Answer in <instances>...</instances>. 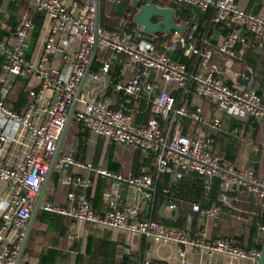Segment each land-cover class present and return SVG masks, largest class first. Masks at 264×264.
<instances>
[{
  "label": "built area",
  "instance_id": "1",
  "mask_svg": "<svg viewBox=\"0 0 264 264\" xmlns=\"http://www.w3.org/2000/svg\"><path fill=\"white\" fill-rule=\"evenodd\" d=\"M27 1L35 12L46 16L48 34L36 62H31L25 56L26 40L33 28L29 18L21 17L18 20L10 46L0 41V182L7 184L0 200V264H17L36 198L46 181L72 109L74 119L92 134L154 153L156 174L167 173L180 180L184 174L196 172L205 178L217 179L224 190L235 188L255 194L264 207V176L256 174L249 167L237 168L211 154L207 149L211 142L209 138L200 136L191 139L184 135L178 118L204 122L202 109L197 106L191 110L185 105L176 104L168 89L160 87L161 82L184 90L187 83L192 81L196 96L211 100L230 116L251 117L257 122H264V102L256 90L247 89L236 80L229 85L217 74L216 66L210 64L211 51L193 44L195 27L169 43H162L158 51L141 28L111 31L101 27L97 20L98 0H83L74 3L71 8L59 0ZM167 1L189 4L201 11L212 8L213 22L222 23L229 30L217 47V52L225 58H241L247 45L242 34L244 30L264 36V14L245 12L239 8L237 0ZM72 44H77V49L68 66L54 67L49 64L53 52H66ZM237 45H241L238 50ZM97 48L122 54L132 64L139 66L116 89L146 102L154 117L145 124L135 125L129 115L120 109H113L107 98H90L82 91L83 81L86 73H89L91 59ZM176 48L181 49L183 56L199 59L204 70L191 73L185 64L172 60L169 53ZM108 67V64H104L101 72L106 73ZM152 73L158 75V80L142 85L141 80ZM17 76H34L40 82L37 90L30 91L32 100L21 113L13 111L5 102L11 80ZM92 78L97 77L93 74ZM155 89L158 92L152 96ZM157 117L170 119L167 134H163ZM213 126L219 127L220 120L214 119ZM20 144L23 148H20L19 163L10 165L6 161L5 151H15ZM55 166L63 172L61 183L71 187L85 188L90 184L88 176L80 174L82 170L139 191L152 186L151 175L125 176L76 159L62 150ZM69 169L75 171L69 173ZM110 194L109 210L102 215L93 210L86 196L76 197L73 192L67 194L69 203L65 206L43 203L41 209L129 235L143 236L148 240L179 243L252 263L259 257L257 250L245 252L236 247L229 236L214 242L192 240L160 222L139 219V207L123 209L118 201V190L113 188ZM193 210L197 211L198 206H193ZM217 212V208H211L207 214L215 216ZM11 229H14V240L6 243L7 233ZM127 264L151 262L144 259Z\"/></svg>",
  "mask_w": 264,
  "mask_h": 264
},
{
  "label": "crops",
  "instance_id": "2",
  "mask_svg": "<svg viewBox=\"0 0 264 264\" xmlns=\"http://www.w3.org/2000/svg\"><path fill=\"white\" fill-rule=\"evenodd\" d=\"M59 1L67 8H71L74 3H81L83 0ZM103 1L113 5L126 3L128 6H132L135 12L144 3V0H141L136 7L134 3L139 0H98V23L101 2ZM149 2L159 8L173 9L175 24L184 26L182 33L172 32L170 34L169 42L176 39L178 35L188 33L193 27L196 29V23L189 24L194 17L181 18V8L174 9L167 6L169 1L149 0ZM237 3L239 8L245 12L257 15L264 14V0H237ZM38 14L41 13L35 12L27 0H0V41L10 46L18 20L21 17H27L31 20L33 28L29 32L25 44V56L31 62L38 60L48 34L46 16L43 13V16ZM106 17L111 19L108 13ZM159 20L161 18L153 19L154 22ZM134 25L129 27L131 24L128 20L122 24L124 30L137 27L135 23ZM214 37L211 35L209 40ZM217 39L221 43L223 37L217 34ZM209 40L204 39L202 45H197L193 35V44L200 49L208 48ZM240 46L237 45L236 49L238 50ZM259 46L260 51L257 54L248 51L246 57L244 55L246 48L244 47L240 59L231 60L224 56L214 57L211 55L210 64L216 66L217 74L225 79L229 85H232L233 80H236L241 86L248 87V85L253 84L251 89L260 88V97L264 101V41ZM76 49L77 44H72L66 52L61 54L53 52L49 64L54 67L68 66L72 62L71 56ZM106 52L108 54H104ZM93 56L89 73L83 81L82 91L90 98H107L113 109H120L129 115L135 125L145 124L152 114L146 102L116 89L117 85L124 84L131 71L138 70L139 66L132 64L122 54H113L101 48H97ZM1 61L2 56L0 55ZM94 62L98 68L93 71L91 67ZM104 64L109 66L106 73L100 70ZM189 68L187 69L189 72L204 70L199 59H197L196 64L192 63ZM245 71L250 73V77L248 83L243 85L241 81L246 78ZM93 74L96 75V79L92 78ZM20 80H27L29 86L31 84L28 78H17V86L20 84ZM114 80L117 83L111 84ZM157 80L158 75L152 73L145 76L141 80V84L145 85ZM164 86L170 94L177 89L160 82V87ZM15 90V88L12 90L8 96V102H6L13 111H15L14 107L18 108V103L15 102ZM157 92L158 90L155 89L151 95L154 96ZM188 93L190 96L179 100L180 103L177 104L185 105L191 110L200 106L204 122L178 118L177 121L182 123V133L191 139L200 136L209 138L211 142L207 149L211 154L237 168L249 167L256 174L264 176V122H257L251 117H232L217 108L211 100L196 96L194 88ZM23 107L24 104L20 106L21 109ZM26 107L23 109L25 110ZM214 119L220 120L219 127L213 126ZM75 123L73 118L65 134L61 146L62 151L67 152L63 150L65 144L70 149L72 146L78 149L80 145L78 158L72 154L76 159L90 162L94 166L105 169L107 166H112L114 170H107L125 176L146 175L153 170L152 160L148 158L145 151L94 135L82 123L81 125ZM169 126L165 124L164 129L161 128L163 134L169 132ZM20 148H23L22 144L17 146L18 150L15 148V151H5L6 161L10 165L19 163ZM68 171L72 173L75 170L69 169ZM80 174L88 176L90 184L87 187L64 185L61 183L63 172L54 164L52 172L47 175L46 183L43 184V186L45 185L43 195L40 196L41 194H39L36 198L34 210L39 202L40 206L33 221L31 220L34 210L28 222V235L26 234V241L25 239L23 241L25 244L19 264H127L129 261L140 262L144 259H149L151 264H256L257 261L252 263L220 253H209L204 249L179 243L148 240L143 236L129 235L119 230L77 221L41 209L43 203L65 206L69 203L67 194L73 192L76 197L82 195L86 198L90 197L94 206L93 210L102 215L109 210L110 192L116 188L119 192L118 201L121 208L127 210L139 207L137 216L139 219L160 222L165 227L177 230L192 240L214 242L229 236L236 247L245 252H250L258 251V246H262L264 240V207L255 194L235 188L224 190L215 178H195L188 174L180 180L171 176L170 182L181 183L173 189L168 186L162 188V195L156 194L153 179L150 189L139 191L125 184H115L114 180L93 174L88 170H82ZM6 189L7 184L0 182V200H2V192ZM193 206H198V210H193ZM211 208L218 209L215 216L207 214ZM13 240L14 229H11L7 233L5 242L10 243Z\"/></svg>",
  "mask_w": 264,
  "mask_h": 264
},
{
  "label": "trees",
  "instance_id": "3",
  "mask_svg": "<svg viewBox=\"0 0 264 264\" xmlns=\"http://www.w3.org/2000/svg\"><path fill=\"white\" fill-rule=\"evenodd\" d=\"M167 6L172 7L174 9L176 8H181L182 12H181V18H186V16L189 17H194V19H191L189 24H195L196 23V29L193 33L194 35V39L197 45L204 43V39L205 40H209L210 36H215L213 39L209 40V47L208 49L211 51V55L214 57H222V55H220L217 52V47L219 46L218 39H217V34H220L223 39L227 36V33L229 32V30L226 29V27L221 23V24H217L213 22V15H214V10L212 8H209L206 11H201L200 9L191 6L189 4H185V3H173V2H167ZM107 13L109 14L110 18H107L106 15ZM135 13V9L132 6H128L126 5V3L120 4V5H113V4H107L106 2H101V9H100V13H99V25L101 27H104L106 29H110V30H115V31H123L125 28L122 26L123 22L125 20H128V22L131 24V26L129 27H133L135 26L134 23L132 22V16ZM43 16V14H38ZM124 19V21H123ZM113 20V21H112ZM115 20V21H114ZM117 25V26H116ZM171 34V33H170ZM170 34H156V36L154 35H147V40L149 42H151L152 44L155 45L156 50L160 51V47L159 44H161L162 42H167L169 43V38H170ZM243 36H245L246 38V43L247 46L245 47V57H246V52H251L252 54H257L258 51H260V49H258L259 43L261 42V45L264 41V36H256L254 34L249 33L248 31L244 30L242 32ZM222 39V41H223ZM104 54H108V52L104 53ZM108 56V55H107ZM170 58L174 61H180L186 64L187 69L193 64L197 63V59L195 58V56H191V57H187V56H183L182 55V51L179 48L174 49L171 53H170ZM1 63L0 62V67H1ZM98 66L95 64L92 65L91 70H97ZM190 69V68H189ZM194 72V71H192ZM191 72V73H192ZM0 74H1V69H0ZM17 78H28L29 82H31L30 86L28 85L27 80H20V84L17 86ZM113 80V79H112ZM34 83V84H33ZM117 83L116 80H114L111 84H115ZM193 82L189 81L187 83L186 88L183 89H175L173 91V93H171V95L174 97L176 104L180 103L178 102L179 100H183L185 99L187 96L189 97V93L191 91V89H193ZM40 82L38 80H36L34 78V76H29V77H21V76H17L15 77L10 85L9 88V92L5 98V102H8V96L9 94L12 92V90H15V95H16V100L15 102L18 103V108L14 107L13 109L15 111H17L18 113H21L24 109V107L27 106V104L32 100L31 96H30V91L33 90H37L39 88ZM253 87V84L248 85V87H246L247 89H251ZM256 92L257 94L260 96V88H256ZM262 99V98H261ZM263 101V99H262ZM264 102V101H263ZM24 104V107L21 109L20 106ZM151 117H154L153 114H151ZM150 117V118H151ZM158 122H159V126L160 128L164 129L163 126H168L170 125V119H162L160 117H157ZM74 121L76 122V125H81L80 122L76 121L74 119ZM165 123V124H163ZM74 125V122H73ZM86 131V130H85ZM68 144V143H67ZM79 149H80V145L77 148H73V146L71 147V149L68 147V145L64 146L65 151L69 152L70 154H73L75 157L78 158L79 155ZM146 154L148 155V158H150L152 160L153 163V170L150 173L152 177H153V184L155 186V191L156 194L162 195L161 190L164 187H169L170 189L176 188L177 186L180 185L181 182H176V181H172L170 182V178H171V174H167V173H159L156 174V170H155V155L154 153H152L151 151L146 152ZM107 169L110 170H114L112 169V166H107ZM188 175H191L195 178L197 177H202L201 175L197 174L196 172H190V173H186ZM184 174V175H186ZM142 175V174H139ZM87 199L91 202V205L94 209V206L92 204V200L90 197H87ZM261 245L258 246V251L260 250Z\"/></svg>",
  "mask_w": 264,
  "mask_h": 264
},
{
  "label": "water",
  "instance_id": "4",
  "mask_svg": "<svg viewBox=\"0 0 264 264\" xmlns=\"http://www.w3.org/2000/svg\"><path fill=\"white\" fill-rule=\"evenodd\" d=\"M140 1L141 0L135 2L134 6L137 7V5H138V3H140ZM143 2L144 3L138 7V10L132 16V20L136 24L137 28H141L145 32L146 35H154L157 33L167 35V34H170L172 32H181L182 33L184 26H180V25L175 24L174 19H173L174 18V10L173 9L159 8V7L155 6L154 4L150 3L149 0H144ZM154 18H161V20L154 22L153 21ZM93 59H94V56L92 57L91 62L93 61ZM87 73H86V75H87ZM244 74H245L246 78L241 81V84H243V85L248 83V78L250 77V73L248 71H245ZM73 118H74V109L71 110L69 118H68L67 123H66V126L64 128L63 133H62L61 139L59 141L57 153L54 157L53 164L49 170V175L53 170L54 164H55L57 157H58V154L61 150V146L63 144L65 134H66L67 129H68ZM48 178H49V176H48ZM46 181H45V183H46ZM44 190H45V185L42 188L40 196L43 195ZM39 206H40V202L37 204V206L34 210L33 217H32L31 221H33V218L35 217V214H36L37 210L39 209ZM27 235L25 237V241L27 239ZM24 244H25V242L23 243V245L21 247L19 257L17 260V264H19V260H20V257L22 255V252H23ZM263 260H264V240H263L261 250L259 253V257L257 259L256 264H262Z\"/></svg>",
  "mask_w": 264,
  "mask_h": 264
}]
</instances>
